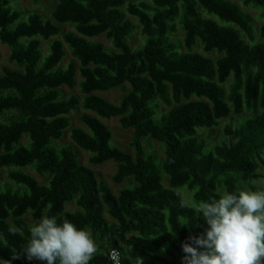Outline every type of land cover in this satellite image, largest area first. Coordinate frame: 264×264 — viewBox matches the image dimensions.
Masks as SVG:
<instances>
[{"label":"trees","instance_id":"16d2710c","mask_svg":"<svg viewBox=\"0 0 264 264\" xmlns=\"http://www.w3.org/2000/svg\"><path fill=\"white\" fill-rule=\"evenodd\" d=\"M15 1L0 0V42L22 68L0 75V116L11 113L0 122V170L9 180L0 181V264H42L23 253L28 214L35 222L55 215L99 237L108 249L97 250L90 264H112L110 249L119 251L121 264H183L182 245L207 228L196 214L199 203L243 185L260 191L253 184L264 179V0L242 1L260 10L257 36L253 17L230 0H59L55 23L35 12L24 17ZM136 24L144 42L132 49ZM65 25L74 32L62 33ZM177 28L185 52L171 39ZM57 35L44 54L41 40ZM101 36L112 50L91 41ZM65 48L72 61L62 68ZM125 84L130 90L117 105L94 94ZM62 86L78 87L83 98H63ZM79 107L91 114L79 116L86 129H70V139L90 154L91 166L115 163V184L134 180L118 195L79 162L73 146L54 144ZM245 112L252 116L226 126L227 140L211 150L198 138V131ZM101 119L133 130V154L112 145ZM148 138L164 145L163 159L145 151ZM28 167L50 177L47 184L27 174ZM182 190L191 194L190 204ZM68 204L76 210L66 211ZM174 255L177 263L170 261Z\"/></svg>","mask_w":264,"mask_h":264},{"label":"clouds","instance_id":"9594fccd","mask_svg":"<svg viewBox=\"0 0 264 264\" xmlns=\"http://www.w3.org/2000/svg\"><path fill=\"white\" fill-rule=\"evenodd\" d=\"M207 228L182 245L183 264H262L264 261V191H219L196 209ZM23 249L42 264H90L97 252L91 232L57 216H44L30 226Z\"/></svg>","mask_w":264,"mask_h":264},{"label":"rangeland","instance_id":"374dc122","mask_svg":"<svg viewBox=\"0 0 264 264\" xmlns=\"http://www.w3.org/2000/svg\"><path fill=\"white\" fill-rule=\"evenodd\" d=\"M58 1L59 0H39L38 3H34L33 0H16L12 4V7H14V8L17 7L20 10H22L23 13L25 14L24 17L35 12V13L40 14L43 17V19L50 20L51 22L55 23L53 18H52V11H53L54 7L56 6V4L58 3ZM126 1L136 3L139 0H126ZM143 1H148V0H143ZM230 1L235 3L236 5H238L242 11L249 13L253 17L254 31H255V34L257 36L258 35V28L262 24V20L260 19V10L259 9H253L251 7H244L242 5L243 0H230ZM136 26H137L136 32L132 36H130V38L128 39V43L132 47V49H136V48L142 46V44L144 42L143 35L140 32V26L137 24H136ZM59 27L61 28L62 33L74 32L73 27H71L69 25L59 26ZM183 36H184V32L180 28H177V31L171 37V39L173 41H175L181 45V52H185V49L182 46ZM60 38H61V35H57V36L52 37L49 41L41 40L43 53L48 54L49 53V45L54 40L60 39ZM244 38H246V37L244 36ZM91 41L99 42V43L103 44V46L106 49H109V50L113 49L110 41L107 40L104 36H101L99 38H94ZM196 51L202 53L200 46H198L196 48ZM66 52H67V55L64 57L62 63L60 64V67H62V68H65L67 66L68 62L72 61L70 51L68 49H66ZM210 58L213 60H216L218 58V56L216 54H212L210 56ZM9 59H10V49H9L8 45H4L0 42V75L1 76L4 75V73H3L4 68H8L11 70H17V71L22 70V68L18 67L13 62H10ZM79 81H80V79L77 77V82H79ZM59 90L62 92L63 98H67L69 95H72V94L76 95L79 99L83 98V95L80 93L78 87L70 89L66 86H62L59 88ZM129 90H130V86L128 84H125L123 87L115 88V89L109 90V91L95 92L94 94L105 99L106 101H108L114 105H117L120 102V100L124 97L126 92ZM165 110L166 109L163 107L162 112H164ZM83 113L91 114L89 112H84L79 107L76 111L72 112L69 115L68 119L71 122L69 129L65 130L62 139L60 141H55L54 144L56 147H61V146H66V145L73 146L75 151H79V157H78L79 162L83 166L91 169L94 172L97 180L104 182L110 188V190L112 191V193L114 195H118V193L121 190L129 188L131 185H134L135 184L134 180L128 179L120 185L115 184L112 181V177L115 175V173L117 171V165L113 162H107L101 166H97V167L91 166L88 163V159L90 157V154L85 153L84 151H80L72 143V141L70 139V129L75 128V127L86 129L84 127V125L79 121V116L82 115ZM10 114L11 113H6L4 115H1L0 116V122H8ZM251 116H252L251 113L245 112L242 116L233 117L232 120H228V119L221 120L217 127H214L212 129H205V130L198 131L197 136L199 139L205 140L208 150H211L212 147H214L215 145H219V144H221L227 140V138L224 134L226 126H229L231 128H236L238 125L242 124L246 118L251 117ZM101 121L107 128H109V130L112 133V141H111L112 145L116 146L122 152L133 154V150L130 146V143L132 141L133 134H134L133 130H123L119 124L118 119H109V120L101 119ZM27 143H28V140L26 137H24L21 144H27ZM143 147L147 153L152 154V155H157L161 159L164 158V145H162L161 143L148 138V139L143 140ZM24 171L27 174L31 175L33 178H35V180L39 184H42V185L47 184L48 180L50 179V177H48V176H38L35 173V171L33 170V168H30V167L26 168ZM259 171H260V173H262L264 175V166H260ZM0 181L2 183L3 182H9V180L7 178V172L5 170H0ZM164 184H165V186H167V179L166 178L164 180ZM253 185L256 189H259L260 191H264V179H261V180L255 182ZM242 189L251 191L247 186H244V185L242 186ZM219 191H223V190H219ZM178 193L184 198V200L187 202V204L191 203V194L190 193L183 191V190L179 191ZM65 209L68 212L74 211V210H76V206L74 204H68V205H66ZM105 218L109 224L117 225L116 221H114L112 218H110L107 214H105ZM25 220L27 221L29 226H31L32 224L35 223V221H33L31 219L29 214L27 216H25ZM94 239L97 243V249L98 250L100 249L102 252H105L108 249L106 244L102 240H100L99 237H94ZM170 261L173 263H177L179 261V258L176 255H174L173 257H170Z\"/></svg>","mask_w":264,"mask_h":264},{"label":"built area","instance_id":"2783aa9c","mask_svg":"<svg viewBox=\"0 0 264 264\" xmlns=\"http://www.w3.org/2000/svg\"><path fill=\"white\" fill-rule=\"evenodd\" d=\"M108 258L112 264H121V255L116 249H110Z\"/></svg>","mask_w":264,"mask_h":264}]
</instances>
